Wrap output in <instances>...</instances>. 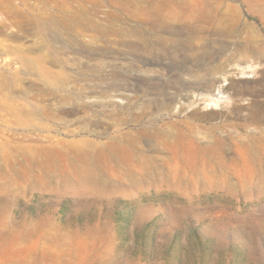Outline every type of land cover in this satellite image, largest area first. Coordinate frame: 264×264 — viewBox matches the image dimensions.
Masks as SVG:
<instances>
[{"label": "rangeland", "instance_id": "obj_1", "mask_svg": "<svg viewBox=\"0 0 264 264\" xmlns=\"http://www.w3.org/2000/svg\"><path fill=\"white\" fill-rule=\"evenodd\" d=\"M174 1L0 0V264H264V2ZM172 120L251 173L79 188L28 169L48 138Z\"/></svg>", "mask_w": 264, "mask_h": 264}, {"label": "bare ground", "instance_id": "obj_2", "mask_svg": "<svg viewBox=\"0 0 264 264\" xmlns=\"http://www.w3.org/2000/svg\"><path fill=\"white\" fill-rule=\"evenodd\" d=\"M259 1L264 2V0ZM201 3L203 4L202 6L206 7L207 11L210 12V0H202ZM181 4L182 0H175L172 3L176 8L178 6L180 8ZM162 6L165 5L162 4ZM174 6L173 8L176 9ZM170 7L171 6H169V8ZM211 7L214 8L213 5ZM197 104H199V102H196V105ZM15 113L17 114L16 122L19 123V125L32 122L30 119L31 117L27 118V121L19 117V115L23 113L22 111H15ZM44 114L46 117H49L48 112H44ZM191 130L192 127L186 121L172 120L165 127L164 125H147L134 131L124 130L123 128L115 129L108 133L104 140H95L83 136L70 140L63 138H48L43 144L35 146L39 150L37 154L40 155L38 157L41 159L34 160L32 156L34 161L29 164L30 167L28 166V169L35 170V168H37L43 177H51L50 179L59 180V182L65 185H73L79 188L98 187L112 179H132L134 182L136 181L138 183L134 184H137L135 187L140 185L141 187L144 186L146 181L150 179L153 181L155 180L156 186L160 188L171 186L178 187V183H173L171 185L169 183L178 179L182 180L188 176H198L203 177V179L209 176V178H211L212 176L210 174L214 169L219 167H231V169L233 168V170H235L239 161L242 162V167L240 168H244L246 172L249 171V173H251L252 167H250V164H252L251 160L253 159L247 157L248 155L247 152L244 151L245 149L243 151L241 150L242 146L236 145V148L231 150L232 156L230 154L231 157L228 159L224 156V148L227 146H225L223 140L220 139L221 137L214 138V140L212 139L213 142L211 144L200 145L192 139ZM144 139L153 143L155 147L154 150L158 152L159 156L146 155L147 153L144 154V148L142 149L140 145L141 141ZM17 149L22 150L19 146ZM262 152L264 153V151ZM34 176L35 175H33L32 178H34ZM139 183L141 184L139 185ZM150 183L152 184V182Z\"/></svg>", "mask_w": 264, "mask_h": 264}]
</instances>
